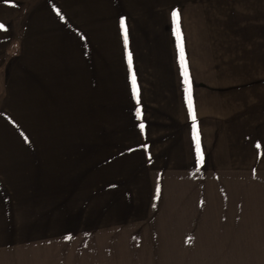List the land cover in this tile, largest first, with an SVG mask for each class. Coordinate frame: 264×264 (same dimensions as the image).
<instances>
[{
	"label": "rangeland",
	"instance_id": "1",
	"mask_svg": "<svg viewBox=\"0 0 264 264\" xmlns=\"http://www.w3.org/2000/svg\"><path fill=\"white\" fill-rule=\"evenodd\" d=\"M31 7L0 67V264H264V175L189 152V1L113 2L110 54L78 73L24 57Z\"/></svg>",
	"mask_w": 264,
	"mask_h": 264
},
{
	"label": "crops",
	"instance_id": "2",
	"mask_svg": "<svg viewBox=\"0 0 264 264\" xmlns=\"http://www.w3.org/2000/svg\"><path fill=\"white\" fill-rule=\"evenodd\" d=\"M117 1L0 0V67L15 47L16 17L31 3L23 18L24 57L75 65L78 73L81 57L100 48L110 54ZM185 1L191 7L177 27L183 66L175 81L179 96L189 98L185 113L195 116L189 152L203 172L264 175V0Z\"/></svg>",
	"mask_w": 264,
	"mask_h": 264
},
{
	"label": "snow or ice",
	"instance_id": "3",
	"mask_svg": "<svg viewBox=\"0 0 264 264\" xmlns=\"http://www.w3.org/2000/svg\"><path fill=\"white\" fill-rule=\"evenodd\" d=\"M174 15H177V14L174 13ZM133 84L135 85V77H133ZM137 102H139V101L137 100ZM193 120H195V116H193ZM257 147H259V145H257ZM197 152H198V154H199V152H200V145H199V140H198V138H197ZM201 159H202V156H201Z\"/></svg>",
	"mask_w": 264,
	"mask_h": 264
}]
</instances>
